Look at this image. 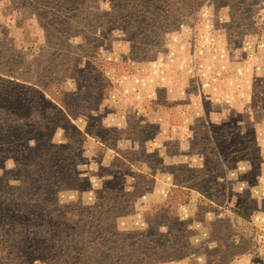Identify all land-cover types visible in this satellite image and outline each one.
I'll return each mask as SVG.
<instances>
[{"label":"rangeland","instance_id":"374dc122","mask_svg":"<svg viewBox=\"0 0 264 264\" xmlns=\"http://www.w3.org/2000/svg\"><path fill=\"white\" fill-rule=\"evenodd\" d=\"M122 3L102 7L121 9ZM248 10L232 19L229 7L205 0L195 14L128 34L112 14L94 43L101 46L108 81L55 135L83 142L78 169L90 178L84 187L96 186L102 175L116 178L112 187L125 176L128 190L139 181L143 194L133 212L117 219L121 230H144L149 214L163 221L161 206L175 187L178 165L208 166L207 176L192 174L206 194L192 190L174 208L190 232L186 258L158 264H264V0H253ZM0 40L7 42L0 55L11 62L23 58L15 65L21 81L41 79L53 50L32 10L0 0ZM77 87L76 79H66L64 90ZM87 113L98 116L95 131ZM7 166L9 178L12 162ZM77 199L73 189L61 195L65 202ZM82 201L92 203L93 193Z\"/></svg>","mask_w":264,"mask_h":264},{"label":"trees","instance_id":"16d2710c","mask_svg":"<svg viewBox=\"0 0 264 264\" xmlns=\"http://www.w3.org/2000/svg\"><path fill=\"white\" fill-rule=\"evenodd\" d=\"M10 1L33 11L47 32L53 54L41 79L32 84L21 81L15 67L23 58L11 62L7 55H0V264H158L186 258L190 232L174 208L185 204L192 190L206 194L200 184L194 185L201 179L192 174L207 176L208 166L178 165L173 172L175 187L161 206L163 221L157 224L156 215L149 214L144 230H121L117 219L133 212L136 198L143 194L139 181L128 190L125 176L112 187L110 182L116 178L104 180L102 175L96 186L84 187L90 178L78 169L86 151L83 142L68 134L57 140L55 135L72 124V115L81 116L75 109L94 103L100 90L96 86L108 81L101 69V46L94 43L98 32L107 31L112 14H116L117 29L128 34L195 14L205 0ZM118 1L124 2L121 9L102 7ZM219 1L231 9L232 19L235 13H250L253 3ZM6 43L0 40V45ZM7 50L16 52L12 47ZM68 78L78 81L72 93L64 90ZM83 116L95 120V131L98 116ZM8 161L12 162L9 178L4 175ZM70 189L78 193V199L61 200ZM89 192L94 201L87 204L82 196ZM180 194L185 198L180 200Z\"/></svg>","mask_w":264,"mask_h":264}]
</instances>
